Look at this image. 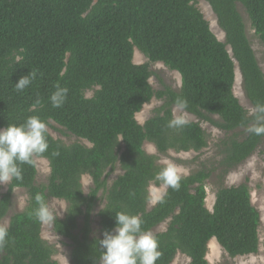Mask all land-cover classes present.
<instances>
[{"label":"trees","instance_id":"1","mask_svg":"<svg viewBox=\"0 0 264 264\" xmlns=\"http://www.w3.org/2000/svg\"><path fill=\"white\" fill-rule=\"evenodd\" d=\"M204 1L225 42L212 32L198 0H0V129L38 116L48 127L53 122L90 144L67 145L47 131V152L34 155L31 163L18 162L21 179H13L0 200V221L7 216L16 189H25L28 199L25 209L4 228L3 264H59L54 259L57 249L42 237L47 221L58 236L72 242L71 264H99L98 240L103 236H91L101 193L106 200L99 212L102 233L115 227L117 212L139 215L142 227L151 231L169 221L166 231L155 234L161 253L156 264H172L178 254L189 258V264H210L212 239L230 259L259 252L261 215L247 183L233 187L219 183L211 212L206 185L212 172L199 170L182 177L178 190L168 188L148 209L149 188L160 183L155 178L163 165L158 156L145 151V144L154 145L159 155L171 150L199 153L208 146L200 122L170 126L174 108L226 133L247 131L242 140L234 137L224 143L215 169L220 180L248 160L264 140V134L249 131L264 125V114L256 111L264 105V72L238 9L243 6L264 45V0ZM136 50L147 63H134ZM14 51L23 57L20 63H15ZM157 63L180 75L179 90L153 88L151 66ZM236 67L254 114L234 94ZM30 72L36 73L35 79L17 91L15 84ZM57 87L67 89L60 107L50 100ZM88 91L94 93L90 98ZM153 99L163 101L162 106L140 124L137 114ZM35 158L49 164L46 185L37 184ZM117 167L123 174L109 186ZM84 176L92 180L88 194L82 186ZM51 199L67 204L65 217L49 214L41 220L37 212L41 204L48 210Z\"/></svg>","mask_w":264,"mask_h":264},{"label":"rangeland","instance_id":"2","mask_svg":"<svg viewBox=\"0 0 264 264\" xmlns=\"http://www.w3.org/2000/svg\"><path fill=\"white\" fill-rule=\"evenodd\" d=\"M197 7L205 16L206 20L210 24L212 32L216 37L221 41L225 42V34L218 26L217 18L213 13L211 7L204 0H198ZM239 12L241 13L243 20L247 28V34L249 40L252 44V48L256 54L257 60L260 67L264 72V45L260 42L259 38L255 35L249 17L240 4L238 5ZM148 60L142 55L138 50L134 55L135 64H144ZM152 71L155 73L154 77L151 78L150 83L156 91L163 90L165 86L171 87L174 90H179L181 87V77L177 72L170 71L162 63L153 64L151 66ZM236 71L239 73V77H236L234 94L240 101V104L250 113L254 114L255 110L252 108L249 101L246 99L243 89H242V76L240 75L238 67ZM93 91H88L86 96L88 98L93 96ZM163 101L153 99L149 104H146L142 111L137 114L136 119L140 124H144L155 114V110L161 107ZM173 116L175 119H179L183 122H200L202 128L208 136V146L203 149L201 152H180L176 153L175 151H169L165 155H159L157 149L154 145L146 143L144 146L145 151L150 155H155L162 159L172 160L175 164L181 165L189 169V175L199 170H208L212 172V177L206 185L207 200L206 206L209 210H213L215 202V193L219 186V183L226 187L239 186L243 183H247L251 191V200L255 208L259 211L261 215V225L259 229L260 235V248L259 252L255 255L239 257L237 259H230L225 251L217 244L214 240L211 241V246L208 245V255L207 259L210 264H264V140L255 151V153L244 163L239 165L237 168L232 170L224 180H220L219 172H215V169L218 167L219 162L223 158L224 143L230 138H236L242 140L247 131L244 129H239L230 133H226L219 128L215 127L211 123L204 121H199L195 116L185 113L179 108H174ZM211 118L220 122V118L217 116H211ZM47 131L57 140L63 141L67 145L74 144L76 142H81L87 146L90 144L87 141L79 140L72 134L65 131L63 128L57 124H51V127L47 126ZM38 177L37 184L46 185L50 175L49 164L45 159L35 158ZM123 172L117 167V170L113 175L109 177L108 183L109 186L120 176ZM184 176V177H187ZM8 184H0V200L4 194L7 193ZM82 186L85 194L89 193L90 188L92 187V180L89 176H84L82 178ZM154 186V185H152ZM152 186L149 188L150 194V203L148 209L150 210L157 203L152 201L155 199V193L151 191ZM27 191L25 189H16L14 191L12 203L9 207L7 216L0 221V228H7L10 223V219L13 215L22 212L27 205ZM106 200L103 193L100 194L97 205L94 209L92 215V236L93 238H99L102 236L101 226H100V217L99 212L105 207ZM102 205V208H101ZM48 211L50 216L64 218L67 211V204L64 201L51 199L48 203ZM169 221L163 223L158 228L154 229L152 232L155 235L159 232L166 231ZM81 227L82 220L79 221ZM42 237L53 245L57 249L56 256L54 259L59 264H71V250L72 242L68 239L58 236L54 230L51 221H47L43 224L42 228ZM5 253L0 250V264H3ZM190 259L185 255L178 254L174 259L172 264H189Z\"/></svg>","mask_w":264,"mask_h":264},{"label":"clouds","instance_id":"3","mask_svg":"<svg viewBox=\"0 0 264 264\" xmlns=\"http://www.w3.org/2000/svg\"><path fill=\"white\" fill-rule=\"evenodd\" d=\"M23 51V48L19 49L20 53ZM13 56L15 63H20L23 59L15 51ZM35 76V72L22 76L15 84V89L23 91L30 86ZM66 96L67 89L57 87L50 100L54 107H60ZM39 103L37 100L36 104ZM180 106L183 107L184 104L181 103ZM256 111L264 114V105H258ZM180 123L179 119H174L170 122V126ZM47 130V124L38 116H30L22 124H9L8 127L0 129V184L21 179L18 162L31 163L34 155L47 152L49 148L46 138ZM249 131L256 135L264 134V125L250 128ZM159 162L163 167L155 178L160 183L151 188V191L155 193L153 203L162 199L167 194L168 188L178 190L181 178L189 174V169L175 164L172 160L162 159ZM36 199L40 201V196L38 195ZM37 215L41 220L49 218L48 210L43 204ZM142 225L143 221L139 215L126 212L115 213V227L104 230L103 238L98 240L102 250L99 264H156L161 255L159 241L151 230L144 229ZM6 236V229L0 228V245L5 243Z\"/></svg>","mask_w":264,"mask_h":264},{"label":"bare ground","instance_id":"4","mask_svg":"<svg viewBox=\"0 0 264 264\" xmlns=\"http://www.w3.org/2000/svg\"><path fill=\"white\" fill-rule=\"evenodd\" d=\"M136 51H137V50H136ZM236 68H237V67H236ZM239 72H240V71H239ZM240 75H241V74H240ZM237 76H238V78H240V77H239V73L236 71V77H237ZM213 240H214L215 242L217 241L216 239H212L211 241H213ZM211 241H210V243H209V247L211 246ZM216 243H217V242H216ZM217 244H218V243H217Z\"/></svg>","mask_w":264,"mask_h":264},{"label":"water","instance_id":"5","mask_svg":"<svg viewBox=\"0 0 264 264\" xmlns=\"http://www.w3.org/2000/svg\"><path fill=\"white\" fill-rule=\"evenodd\" d=\"M239 69V68H238ZM211 211V210H210ZM212 212V211H211Z\"/></svg>","mask_w":264,"mask_h":264}]
</instances>
